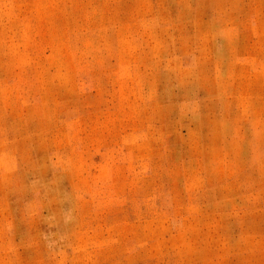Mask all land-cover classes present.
<instances>
[{
    "label": "rangeland",
    "instance_id": "374dc122",
    "mask_svg": "<svg viewBox=\"0 0 264 264\" xmlns=\"http://www.w3.org/2000/svg\"><path fill=\"white\" fill-rule=\"evenodd\" d=\"M0 264H264V0H0Z\"/></svg>",
    "mask_w": 264,
    "mask_h": 264
}]
</instances>
